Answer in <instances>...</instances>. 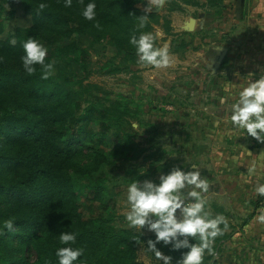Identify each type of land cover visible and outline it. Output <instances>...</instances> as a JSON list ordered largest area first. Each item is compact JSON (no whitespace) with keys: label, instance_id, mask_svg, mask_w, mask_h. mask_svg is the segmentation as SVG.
Instances as JSON below:
<instances>
[{"label":"rangeland","instance_id":"374dc122","mask_svg":"<svg viewBox=\"0 0 264 264\" xmlns=\"http://www.w3.org/2000/svg\"><path fill=\"white\" fill-rule=\"evenodd\" d=\"M144 1L151 8H159L158 13L164 19L154 26V45L167 47L169 57L174 56L171 54L178 57V60H170L166 67L128 63L133 73H118L116 68L122 67L123 60L111 58L117 50L114 40L117 35L109 30L102 31V28L94 29L95 26H90L88 32L79 30L75 22L80 18L72 9H68L71 19L64 18V21L72 20L73 24L67 22L62 27L57 24L50 29L40 24L39 37L35 39L48 49L46 63L52 62L55 69L52 77L83 79V85H96L103 90L91 89L93 96L102 101L118 99L127 107L121 122H107L109 129L104 138L98 135L100 116L96 110L84 117L88 132L78 140H73L72 134L58 138L48 131V139L45 138L42 146L43 156L48 159L55 145L61 149L69 145L66 150L77 163L75 168L70 167L69 176L81 197L86 179L77 172L79 166L92 159L91 177L103 175L105 194L101 203L84 209L93 213L102 209L116 228H128L125 201L127 187L133 180L150 179L158 183L160 174H167L174 167L199 170L209 184L208 192L203 194L207 200L206 210L212 216L225 217L228 228L224 234L229 236L228 240L218 236L222 239L220 252L206 251L205 256L213 255L216 264H264V222L258 219L264 215V208L255 211L253 204L258 197L257 180L264 183V142L247 136L234 127L230 119L231 105L240 88L236 90L229 82L232 78L229 68L232 57L229 55L235 50L231 46L240 47L244 43L240 24L232 20L233 8L227 6L228 0H221V6L216 7L209 5V0L205 3L191 0L188 4L178 0L181 10L167 11V0L161 6ZM27 2L0 0V40L14 44L17 30L31 27ZM143 10L149 12L147 6ZM81 49H85L84 55H80ZM223 52L225 54L221 55ZM11 66L25 72L22 61L18 66L15 63ZM256 69L243 72L244 78L248 80V75L252 74L253 80L258 79L264 70ZM218 78L221 80L216 84ZM2 93L0 89V106L15 114L16 121L22 122L18 116L24 112L17 107V99ZM222 98L224 103L220 102ZM86 106L83 104L82 109ZM125 132L132 135L129 142L134 151L127 152L120 141L113 138L114 134ZM34 138L32 136V140ZM18 141L29 143L31 135L17 134L0 122L2 178L25 179L21 169L10 159ZM92 148L101 152L100 157L93 154L89 158ZM253 166L257 175H247L248 168ZM79 200L83 203V198ZM16 204L17 199L11 193H1L0 211L8 213L3 220L14 221L13 229H7L11 235L5 239L6 247L13 257L22 256L32 262L35 250L28 237L23 239L28 230H24L22 221H15L22 217L15 216L11 210ZM143 233L154 236L147 229ZM137 260L141 264H162L152 258L143 245L138 247Z\"/></svg>","mask_w":264,"mask_h":264},{"label":"trees","instance_id":"16d2710c","mask_svg":"<svg viewBox=\"0 0 264 264\" xmlns=\"http://www.w3.org/2000/svg\"><path fill=\"white\" fill-rule=\"evenodd\" d=\"M180 1L188 4L191 0ZM88 2L90 0H84V4ZM94 2L96 17L94 21H89L81 15L83 5L80 0L78 2L72 0L70 8L64 7V0L59 3L56 0H28L31 27L18 29L14 44L0 40V89L6 97L14 95L17 107L24 112V115L18 116L22 122H18L15 114L0 106V122L17 134L31 135L29 143L18 141L10 157L11 163L21 169L25 179L0 177V192L11 193L17 199L18 204L12 206L11 210H14L15 216L18 214V217H22V220L15 221L23 222L24 230H28V235L23 239L28 237L31 247L35 250V259L32 262L22 256L10 255L5 239L11 234L3 227V217L8 216V213L0 211V264H58L55 251L59 247L67 246L59 242L61 232L75 233L77 239L72 247L83 249V256L75 264H80L81 261L83 264H141L137 260L138 247L143 245L147 250V241L155 239V236L144 233L141 235L134 229L116 228L111 224L109 215L106 216L102 209L94 213L84 209L92 208L94 203H101L105 194L103 175L91 177L92 159L90 163L79 166L80 171L77 172L80 177L86 179L81 197L69 176L70 167L75 168L77 164L66 150L70 148L69 145L65 149L55 145L53 154L49 155L48 159L43 156L42 146L45 138L48 139V131L57 134L58 138L72 134L73 140H78L82 134L88 132L84 117L90 116L91 112L96 110L100 116L97 122L100 130L98 135L104 138L109 129L107 122H121L126 116L127 107L118 99L102 101L100 97L93 96L91 89L100 92L103 90L96 85H83V79H74V76L62 80L52 76L43 79L39 65H35L36 71L31 75L11 66V63L17 66L20 63L21 56L24 55L23 42L29 38L39 37L40 24L47 25L48 29L54 28L57 24L60 27L67 25V22L73 24L72 20L64 21V18L71 19L68 9H72L75 15H79V22H75L79 30L88 32L90 26H95L94 29L102 28V31L109 30L117 35L114 38L117 50L111 58L117 60L121 57L123 61L122 67L116 68V71L133 73L130 65L139 62L135 49L129 44L130 37L133 35L139 37L143 33L154 35V26L160 25L161 21L164 22L163 16L158 13L157 8H152L149 12L144 11L143 7L148 6L144 0H94ZM167 2H169L167 11L181 10L178 0ZM40 3L46 4L45 9H39ZM208 3L215 7L221 6V0H209ZM143 15H147L149 19L145 27L141 28L138 17ZM1 31L0 26V33ZM84 50L81 49L80 55H84ZM128 63L131 64L127 65ZM83 104H87L84 109ZM32 136L35 137L33 140ZM131 136L125 132L122 135L114 134L113 138L120 141L123 149L131 152L134 151L130 147ZM93 154L100 157L101 152L92 148L89 158H92ZM82 198L83 203L80 204L79 199ZM263 202L264 197L258 195L257 201L253 203L254 210L264 208ZM253 216L254 213L249 219ZM222 236L224 240L229 239L225 234ZM221 242L222 239L218 237L213 241L212 251L215 254L220 252ZM157 248L164 255L171 256L172 262L181 258V252L187 251V249L173 251L171 245L165 246L163 242L157 244ZM149 253L155 258L152 252ZM203 264H216V260H213V255H207Z\"/></svg>","mask_w":264,"mask_h":264},{"label":"clouds","instance_id":"9594fccd","mask_svg":"<svg viewBox=\"0 0 264 264\" xmlns=\"http://www.w3.org/2000/svg\"><path fill=\"white\" fill-rule=\"evenodd\" d=\"M83 5L81 15L84 19L94 21L96 17V4L90 0ZM161 6L164 0H148ZM46 4L40 3L39 9H45ZM64 7H72V0H64ZM148 11H151V7ZM140 27H145L149 17L139 16ZM155 37L152 33H143L137 37H130L129 44L135 49L138 62L147 67H166L170 63L167 47L159 48L154 45ZM24 55L21 61L25 72L29 75L36 71L39 65L42 78H49L54 72V64L46 63L48 49L37 39L29 38L22 44ZM246 84H242L238 97L231 105L230 119L239 130L264 142V72L258 79L253 75ZM221 103H224L222 98ZM195 169V166H193ZM247 175L255 176V166L248 168ZM209 189L208 181L201 176L199 170L186 171L181 167H174L167 174H160L159 182L150 179L143 181L133 180L126 193L127 213L125 221L128 228L136 229L143 235V230L154 233L155 239L147 241V250L152 252L162 264H172V257L164 255L157 244L163 242L165 246L171 245L173 251H180L181 258L176 264H203L206 250L212 252V243L218 236H222L228 228L223 215L212 216L206 210L207 200L204 193ZM255 192L264 197V183L257 180ZM179 210V212H178ZM264 222V215L258 217ZM223 225V228H221ZM3 227L11 231L14 227L12 219L4 221ZM59 242L65 247L55 251L58 264H75L83 256V249L72 247L76 243V234L61 232ZM191 238V239H190ZM83 264V261L80 262Z\"/></svg>","mask_w":264,"mask_h":264},{"label":"crops","instance_id":"0c3cea01","mask_svg":"<svg viewBox=\"0 0 264 264\" xmlns=\"http://www.w3.org/2000/svg\"><path fill=\"white\" fill-rule=\"evenodd\" d=\"M201 3H205V0H201ZM227 6L233 8L232 20L240 24L239 29L244 40L240 47L231 46L235 50L229 55L232 57L229 67L232 78L229 82L238 90L242 84H246L248 81L244 78L243 72L256 68L264 70V0H228ZM232 48H229L230 51ZM223 54L225 52L221 55ZM171 56H173L170 57L171 61L178 60L175 54H171ZM218 80L221 79H215L216 84H218Z\"/></svg>","mask_w":264,"mask_h":264},{"label":"water","instance_id":"95a60500","mask_svg":"<svg viewBox=\"0 0 264 264\" xmlns=\"http://www.w3.org/2000/svg\"><path fill=\"white\" fill-rule=\"evenodd\" d=\"M159 10V8H157V11Z\"/></svg>","mask_w":264,"mask_h":264}]
</instances>
